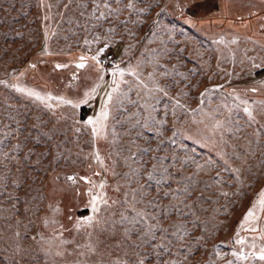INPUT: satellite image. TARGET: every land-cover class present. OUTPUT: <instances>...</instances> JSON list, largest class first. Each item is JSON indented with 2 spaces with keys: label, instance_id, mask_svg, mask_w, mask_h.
<instances>
[{
  "label": "rangeland",
  "instance_id": "374dc122",
  "mask_svg": "<svg viewBox=\"0 0 264 264\" xmlns=\"http://www.w3.org/2000/svg\"><path fill=\"white\" fill-rule=\"evenodd\" d=\"M0 264H264V0H0Z\"/></svg>",
  "mask_w": 264,
  "mask_h": 264
},
{
  "label": "built area",
  "instance_id": "2783aa9c",
  "mask_svg": "<svg viewBox=\"0 0 264 264\" xmlns=\"http://www.w3.org/2000/svg\"><path fill=\"white\" fill-rule=\"evenodd\" d=\"M92 61L100 69H108L111 66V62L114 59L113 53L105 52L101 54H92Z\"/></svg>",
  "mask_w": 264,
  "mask_h": 264
}]
</instances>
